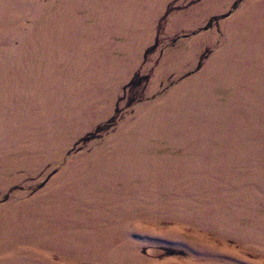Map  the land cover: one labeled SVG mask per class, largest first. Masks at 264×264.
<instances>
[{
    "label": "rangeland",
    "instance_id": "rangeland-1",
    "mask_svg": "<svg viewBox=\"0 0 264 264\" xmlns=\"http://www.w3.org/2000/svg\"><path fill=\"white\" fill-rule=\"evenodd\" d=\"M0 264H264V0H0Z\"/></svg>",
    "mask_w": 264,
    "mask_h": 264
}]
</instances>
